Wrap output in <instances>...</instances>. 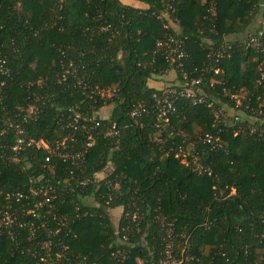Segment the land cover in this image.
Here are the masks:
<instances>
[{"label": "trees", "instance_id": "trees-1", "mask_svg": "<svg viewBox=\"0 0 264 264\" xmlns=\"http://www.w3.org/2000/svg\"><path fill=\"white\" fill-rule=\"evenodd\" d=\"M263 14L264 0H0V264H264V33L206 56ZM190 77L194 99L156 117L151 95ZM18 130L54 152L11 160Z\"/></svg>", "mask_w": 264, "mask_h": 264}, {"label": "built area", "instance_id": "built-area-1", "mask_svg": "<svg viewBox=\"0 0 264 264\" xmlns=\"http://www.w3.org/2000/svg\"><path fill=\"white\" fill-rule=\"evenodd\" d=\"M166 27V25H164ZM264 33V14L260 17L259 20V26L253 30L248 31L244 35L240 36H234V38L231 39H226L224 38L221 43H219L217 46H214L207 51V58L208 59H213V60H219L224 57H229L230 52L233 47L236 46H253V47H258L260 45V40L263 37ZM162 44H165V46L168 48V50L171 53H175V57L177 62L182 56H185V53L181 47V41L178 38H173L172 36H166L164 40H158L157 45L160 46ZM168 60V59H167ZM257 70L259 73V79L258 81H261L264 79V63H259L257 65ZM218 72V68H214V73ZM0 73H4V69L2 66V60H0ZM200 77H190L187 79V84L185 85H180L177 87H170V86H164L161 87L159 92H155L151 95V98L154 103V111L156 113V117L159 119H166L167 115L173 111V102L177 96H188V97H194V91L193 88L199 83ZM231 98L236 100L237 103V95H231ZM194 99V98H193ZM211 103L208 102L207 106H210ZM211 107V106H210ZM213 115L217 116V113H219L217 110L213 109ZM145 107L142 104H137L131 111V115H141L142 113H145ZM236 118V117H234ZM6 127H14L17 128V125L10 122V121H5L4 122ZM0 131H3V128L0 127ZM117 132L112 126L109 130L105 132L106 136H113ZM14 138L13 142L10 146V150L13 153V157L10 158L11 160H14V156L17 152L28 148V147H35V148H44L46 149L47 153L51 155L54 150L50 147H48L44 141L42 140H32L29 138H26L21 135V130H18L17 132L14 133ZM205 140L207 142H210L212 140V137L210 135H205L204 136ZM90 143L87 142L86 145L88 146ZM67 154H62L61 156L66 157ZM79 154H69L67 157H70L69 159L71 160V166L75 167L77 165V160L79 158H71L74 156H78ZM48 158H45L47 160ZM66 159V158H62ZM71 169L69 170V173H71ZM85 183V181H80L79 179L75 180L76 185H82ZM115 186V185H114ZM52 191V186L51 185H45L43 188L36 189L35 193H40L43 196H46L43 201L47 202L49 200L50 193ZM6 197H21V194L19 193H6ZM27 213H30L33 216L32 208H29L27 210ZM12 215L10 214L9 211L7 210H1L0 209V222H3V224H8L12 221ZM169 256V255H168ZM166 256V257H168ZM168 261L167 259L162 260V263H166Z\"/></svg>", "mask_w": 264, "mask_h": 264}, {"label": "rangeland", "instance_id": "rangeland-1", "mask_svg": "<svg viewBox=\"0 0 264 264\" xmlns=\"http://www.w3.org/2000/svg\"><path fill=\"white\" fill-rule=\"evenodd\" d=\"M122 1H123V2H128L129 0H122ZM259 20H260L259 16H256V17L253 19L252 24H251V26H250V28H249V31H250V30H253V29H255V28H257V27L259 26ZM238 36H239V35H238ZM170 77H172L171 74H170V76H168V75L166 74V75H164V76H162V77L157 78L158 80L152 81L151 83H152L154 86H156L157 84H159V85H161V84L164 85V84L168 81V78H170ZM159 79H160V80H159ZM165 80H167V81H165ZM169 80H170V79H169ZM109 109H110V107H109L108 105L103 106V108H102L101 111H100V115L106 116L107 113L109 112ZM98 175H100V174H98ZM109 214H110L111 217H112V221L115 222V221H116V218H117V216H118V214H119V210H118V209H112V210H109Z\"/></svg>", "mask_w": 264, "mask_h": 264}]
</instances>
